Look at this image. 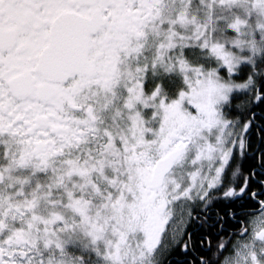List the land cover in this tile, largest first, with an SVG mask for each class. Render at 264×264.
Instances as JSON below:
<instances>
[{"label": "snow or ice", "instance_id": "snow-or-ice-1", "mask_svg": "<svg viewBox=\"0 0 264 264\" xmlns=\"http://www.w3.org/2000/svg\"><path fill=\"white\" fill-rule=\"evenodd\" d=\"M0 264H264V0H0Z\"/></svg>", "mask_w": 264, "mask_h": 264}]
</instances>
